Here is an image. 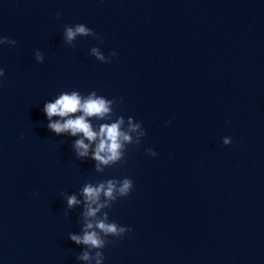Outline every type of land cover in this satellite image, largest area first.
<instances>
[{"label":"water","instance_id":"water-1","mask_svg":"<svg viewBox=\"0 0 264 264\" xmlns=\"http://www.w3.org/2000/svg\"><path fill=\"white\" fill-rule=\"evenodd\" d=\"M76 24L101 39L67 43ZM4 37L16 45H0V264H96L69 238L82 189L124 178L130 195L97 219L131 231L101 234L103 264H264V0H0ZM73 91L115 98L89 122L132 117L140 145L102 171L95 144L78 159L82 136L51 132L43 112Z\"/></svg>","mask_w":264,"mask_h":264},{"label":"clouds","instance_id":"clouds-1","mask_svg":"<svg viewBox=\"0 0 264 264\" xmlns=\"http://www.w3.org/2000/svg\"><path fill=\"white\" fill-rule=\"evenodd\" d=\"M57 18H59V15ZM77 36H92L97 40L101 39L85 24L65 26L64 37L67 43L71 44ZM5 44L14 47L16 41L7 37L0 38V45ZM91 53L103 63H109L110 58L116 55L115 52H112L109 54V59H106L97 47H93ZM43 60L42 54L37 51V63H43ZM4 76V70L0 69V77ZM113 105L117 106L115 98L107 99L104 96L97 95L95 91L84 97L73 91L71 93H62L54 102L45 103L43 112L49 121L47 127L51 132L56 135L82 136L73 145L78 159L89 157V150L95 144L94 149H92L91 159L97 162L96 170L102 171L100 165L114 166L120 163L125 158L127 147L129 145H140L142 138L147 134L142 123L135 122L132 117H128L127 129H125L123 127L125 118L122 115L117 116L115 122L102 124L98 130H94L89 118L95 117L103 120L114 115ZM77 113L81 114L75 115ZM54 117L59 119L54 120ZM133 133L136 135L133 136ZM223 143L224 145H229L232 141L230 138H224ZM146 152L154 158L157 156V153L151 148L146 149ZM133 187L134 182L130 178L122 180L110 179L98 185H93L92 183L84 185L81 193L85 207L82 235L69 234L72 242L77 245H84L88 249L78 257L79 260L90 262L95 259L96 264H103L105 257L102 251H95L94 256L91 254L93 250L105 248L106 241L103 236L111 235L116 239H120L131 231V228L123 227L115 221L107 222V213H105L103 219H97V213L103 208L111 207L110 202L128 197ZM35 195H38V193ZM101 196L105 198L104 202H101ZM80 203L81 201L77 199L76 195L67 197L69 209Z\"/></svg>","mask_w":264,"mask_h":264}]
</instances>
